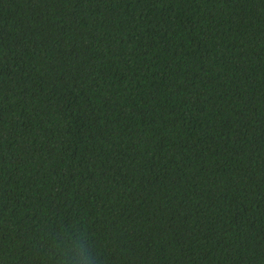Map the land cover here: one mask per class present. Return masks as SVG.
<instances>
[{
  "label": "trees",
  "instance_id": "trees-1",
  "mask_svg": "<svg viewBox=\"0 0 264 264\" xmlns=\"http://www.w3.org/2000/svg\"><path fill=\"white\" fill-rule=\"evenodd\" d=\"M0 264H264V0H0Z\"/></svg>",
  "mask_w": 264,
  "mask_h": 264
}]
</instances>
